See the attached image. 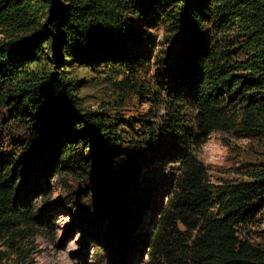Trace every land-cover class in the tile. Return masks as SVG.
<instances>
[{"label": "trees", "instance_id": "1", "mask_svg": "<svg viewBox=\"0 0 264 264\" xmlns=\"http://www.w3.org/2000/svg\"><path fill=\"white\" fill-rule=\"evenodd\" d=\"M153 29L167 112L135 124L109 98L149 93ZM77 69L112 91L104 109L85 106ZM215 131L264 144V0H0V264L1 245L24 264L21 242L54 229L51 207L115 256L144 236L147 264H264V246L237 233L264 206V161L249 180L211 183L195 152ZM157 160L180 167L165 205L142 182ZM53 184L65 203L38 207Z\"/></svg>", "mask_w": 264, "mask_h": 264}, {"label": "rangeland", "instance_id": "2", "mask_svg": "<svg viewBox=\"0 0 264 264\" xmlns=\"http://www.w3.org/2000/svg\"><path fill=\"white\" fill-rule=\"evenodd\" d=\"M151 32L153 41L142 50L144 67L139 74V80L148 86L146 87L150 90L149 93L146 97L132 93L122 103L120 101L114 103L112 100L115 96L109 98L113 114L135 124L142 117L150 118L149 120L152 119L154 123L158 122L159 118L164 117L167 112L165 91L161 89L159 93H153V89L160 84L156 60L161 38L160 31H157L156 35L155 29ZM77 74L88 78L79 90L85 106L92 109H104L110 97L107 95L112 91L108 90L101 78H92L89 71L77 69ZM182 114L187 120L193 117V112L189 109ZM195 155L206 168L207 177L211 183L215 185L237 183L249 180L251 169L264 161V144L257 139L243 137L239 133L215 131L210 133ZM179 173V165L168 161L157 160L155 164L148 167L142 182L151 189H159V192H155L157 194H150L149 203L155 200V204L165 205L170 197L167 196L175 190L174 184ZM64 194L61 187L53 184L49 199L41 197L35 203L38 207H46V204L53 203L62 204L65 203ZM45 202L48 203L45 204ZM56 208L51 207L52 221L55 224L52 231L35 232L36 234L30 235L21 242L22 252L25 255L24 264H147L149 262L147 243L143 244L144 236H140L139 247L135 248L128 257H125L124 253L115 256L118 254L116 250L105 248L104 243L89 238L85 224L76 226L78 217L75 213L73 216L64 208ZM151 216L152 214L146 215V224L142 233H151L153 221L149 219ZM237 233L242 241L249 242L253 246H264V206L258 208L253 219L241 223ZM1 249L6 250L7 257L4 261L7 264L19 259L18 254L11 249L7 250L4 245H1Z\"/></svg>", "mask_w": 264, "mask_h": 264}]
</instances>
